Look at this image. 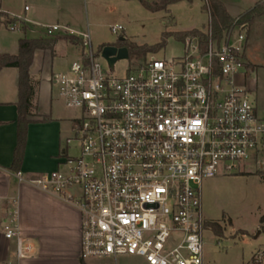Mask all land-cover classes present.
<instances>
[{
    "label": "built area",
    "instance_id": "obj_1",
    "mask_svg": "<svg viewBox=\"0 0 264 264\" xmlns=\"http://www.w3.org/2000/svg\"><path fill=\"white\" fill-rule=\"evenodd\" d=\"M14 18L8 28L24 33L31 21ZM34 24L42 36L80 39L79 58L52 76L64 105L78 114L61 168L33 179L19 172L20 179L79 209L83 259L204 264V181L242 173L264 145V118L238 82L248 68L247 25H233L217 40L207 24L206 49L199 34H189L182 54L147 57L114 75L89 30ZM110 29L120 35L124 26ZM73 142L77 156L68 154ZM4 231L18 258L30 256L33 246L15 219Z\"/></svg>",
    "mask_w": 264,
    "mask_h": 264
},
{
    "label": "crops",
    "instance_id": "obj_2",
    "mask_svg": "<svg viewBox=\"0 0 264 264\" xmlns=\"http://www.w3.org/2000/svg\"><path fill=\"white\" fill-rule=\"evenodd\" d=\"M76 1L24 0L23 6L14 7L9 5L7 0H0L4 12L31 21L24 33L11 31L7 25L0 22V54H17L19 40L25 36L41 37L42 35L36 32L39 30L34 23L66 24L77 33H83L78 23L69 19L67 15V10ZM221 1L230 15L236 17L261 0ZM78 48L79 44L59 40L52 50L39 49L34 54L30 67L34 87L30 116L32 122L28 126L27 143L20 168V173L25 178H37L61 168L66 141L73 133V117L72 111L59 97L52 76L69 70L72 62L80 56ZM247 65L244 85L250 92L257 113L264 118L262 100L259 96H254L257 90L248 85L246 79L255 73L256 67L253 61ZM18 97L19 69L4 67L0 71V264H100L99 257L86 259L81 257L79 209L62 197L21 180L13 168L18 143ZM252 160L259 166L256 168L257 173L245 167L243 172L253 175L256 173L264 184L262 175L258 174L260 171L264 172V145ZM262 215L264 212L259 216L255 231L258 230L260 233H257L255 238L263 233L260 223ZM13 219L19 226L22 237L33 246L30 256L18 258L15 240L5 235L4 226ZM223 228L226 229L224 226ZM260 261V264H264V257Z\"/></svg>",
    "mask_w": 264,
    "mask_h": 264
},
{
    "label": "rangeland",
    "instance_id": "obj_3",
    "mask_svg": "<svg viewBox=\"0 0 264 264\" xmlns=\"http://www.w3.org/2000/svg\"><path fill=\"white\" fill-rule=\"evenodd\" d=\"M7 2L14 7L24 5V0ZM203 4L204 0H193L191 3L181 1L170 5L168 11L153 12L139 0H77L67 10V15L78 23L83 32L89 29L94 49L98 51L107 44L119 45L123 37L139 46H154L162 42L165 32L189 31L194 27L203 30L209 22V14L203 10ZM114 24L124 26L120 35L111 32L110 27ZM182 52L181 40L171 35L165 46L145 57L122 59L115 63L102 59L101 64L108 73L122 75L129 65L137 64L147 57L172 58ZM245 58L246 64L253 61L256 67L255 73L246 77L247 84L257 90L254 96H259L264 105V21H257L251 29ZM244 79L239 77L238 82L244 84ZM70 110L72 117L78 114L77 110ZM79 153L76 143H71L68 154L77 156ZM255 155L256 152L253 157ZM253 157L246 160L244 166L256 172L258 165L252 160ZM256 173L219 174L204 181V214L209 223L216 222L223 229L222 235H216L207 226L204 232V264H258L264 257V230L261 229L263 233L255 238L259 216L264 212V184ZM98 261L100 264H148L137 256L101 258Z\"/></svg>",
    "mask_w": 264,
    "mask_h": 264
},
{
    "label": "trees",
    "instance_id": "obj_4",
    "mask_svg": "<svg viewBox=\"0 0 264 264\" xmlns=\"http://www.w3.org/2000/svg\"><path fill=\"white\" fill-rule=\"evenodd\" d=\"M140 3L148 10L168 11L169 6L181 1L193 2V0H139ZM203 10H206L209 14L208 25L212 32V37L221 40L224 33L229 30L233 25H247V38L251 33V29L257 23V21H264V0L257 2L246 12L233 17L228 12L226 6L221 0H204L202 6ZM17 19L11 17L8 13L1 9L0 4V22L9 26L11 23L16 22ZM27 30V27H24ZM189 34H199L202 39V48H207L209 40L208 33L203 32L201 29H192L189 31L180 32H165L163 34L162 42L154 46H139L133 42H129L124 39L119 45L126 46L129 49V58H142L148 53L156 52L166 44V40L171 35H175L179 40H183ZM59 40H68L75 44L80 43V39L73 35H57L55 37L41 36L38 38L23 37L19 40V52L15 55L12 54H0V71L4 67H17L19 69V97L17 101L18 107V143L15 150L13 168L19 173L24 158V151L27 143L28 126L32 122L30 116L32 115L31 109L32 99L34 96V87L31 82L30 67L33 63L34 54L36 50H52L54 45ZM260 175L264 180V172L260 171ZM261 228L264 230V215L260 218ZM207 226L211 227L216 235H222L223 229L216 222H208ZM261 261H258L260 264Z\"/></svg>",
    "mask_w": 264,
    "mask_h": 264
},
{
    "label": "water",
    "instance_id": "obj_5",
    "mask_svg": "<svg viewBox=\"0 0 264 264\" xmlns=\"http://www.w3.org/2000/svg\"><path fill=\"white\" fill-rule=\"evenodd\" d=\"M125 38H121L124 40ZM102 56L110 61L115 63L118 60L129 59V49L126 46H118L116 44H107L102 49ZM260 231H258V234Z\"/></svg>",
    "mask_w": 264,
    "mask_h": 264
},
{
    "label": "flooded vegetation",
    "instance_id": "obj_6",
    "mask_svg": "<svg viewBox=\"0 0 264 264\" xmlns=\"http://www.w3.org/2000/svg\"><path fill=\"white\" fill-rule=\"evenodd\" d=\"M118 46H122V45H118Z\"/></svg>",
    "mask_w": 264,
    "mask_h": 264
}]
</instances>
